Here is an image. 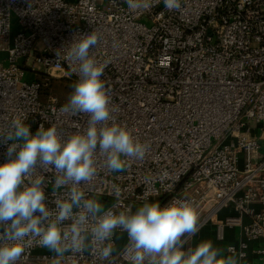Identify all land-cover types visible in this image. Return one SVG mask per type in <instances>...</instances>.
I'll return each instance as SVG.
<instances>
[{"label":"built area","instance_id":"built-area-1","mask_svg":"<svg viewBox=\"0 0 264 264\" xmlns=\"http://www.w3.org/2000/svg\"><path fill=\"white\" fill-rule=\"evenodd\" d=\"M0 0V128L16 115L35 131L55 125L62 137L83 130L87 116L61 112L57 96H41L43 73L77 81L76 65L64 48L74 37L96 31L91 53L106 64L101 79L109 90L113 116L150 144L142 160L122 172L107 169L97 155V175L83 185L106 206L120 201L133 209L145 201L165 205L194 201L199 228L224 208L235 215L216 226L241 225L258 241L264 264V0ZM60 54L57 56V52ZM261 126L260 132L253 134ZM6 147L0 145V163ZM45 177L48 206L54 171ZM107 260L91 249L65 253L61 264H128L127 234ZM243 264L246 242L230 245ZM55 253L33 245L17 264H52Z\"/></svg>","mask_w":264,"mask_h":264},{"label":"clouds","instance_id":"clouds-1","mask_svg":"<svg viewBox=\"0 0 264 264\" xmlns=\"http://www.w3.org/2000/svg\"><path fill=\"white\" fill-rule=\"evenodd\" d=\"M163 2L170 10L180 7V0ZM98 42L99 34L91 31L63 49L77 66L78 79L61 112L86 115V128L65 138L54 124L33 131L20 115L0 128V145L6 147L5 162L0 163V264H17L34 244L55 253L52 264H61L65 253L89 249L107 260L115 251L117 230L127 234L128 264H240L242 254L214 246L211 240L185 249L200 230L194 201L173 199L163 206L158 200L145 201L133 210L121 203L116 186L112 206L102 203L98 194H86L83 185L97 175L98 154L109 171L122 172L129 160H142L150 150L149 143L113 116L109 90L101 79L106 64L91 53ZM38 170L54 171V192L68 189L54 207L48 206L45 177Z\"/></svg>","mask_w":264,"mask_h":264},{"label":"crops","instance_id":"crops-1","mask_svg":"<svg viewBox=\"0 0 264 264\" xmlns=\"http://www.w3.org/2000/svg\"><path fill=\"white\" fill-rule=\"evenodd\" d=\"M260 128L261 126H257L253 134L255 135L260 132ZM135 208L133 210H135ZM234 215L235 213L232 208L228 207L222 209L219 213H217L216 217H213L211 221L205 223L202 227H200L199 232L195 236L188 239L187 243L185 244V249L194 248L202 240H211L214 246L220 247L225 250H227V247L230 245L237 246L240 242L244 241L247 243V248L245 250L246 259L252 262V264H257L258 256L254 253V250L259 244V242L248 241L242 229L243 226L248 223V217H241V225L224 226L221 233L222 237H217L216 226L221 223L225 218L232 217ZM122 240L123 236L118 234L117 247L121 246V244L123 243ZM240 264L243 263L240 262Z\"/></svg>","mask_w":264,"mask_h":264},{"label":"rangeland","instance_id":"rangeland-1","mask_svg":"<svg viewBox=\"0 0 264 264\" xmlns=\"http://www.w3.org/2000/svg\"><path fill=\"white\" fill-rule=\"evenodd\" d=\"M1 58V55H0ZM30 77H34L35 79H40L43 80L44 83H46L43 86V97L46 98L47 95H55L57 96L58 100L60 103L65 104L67 102V99L72 92V85L73 82L71 81L70 78L67 77H62V78H53V77H48L49 84L46 82V76L44 75L43 77L41 74H35L31 75Z\"/></svg>","mask_w":264,"mask_h":264},{"label":"trees","instance_id":"trees-1","mask_svg":"<svg viewBox=\"0 0 264 264\" xmlns=\"http://www.w3.org/2000/svg\"><path fill=\"white\" fill-rule=\"evenodd\" d=\"M67 1H70V2H71V1H74V0H67ZM38 74H39V75L41 74L42 77L44 76L43 73H38ZM49 80H51V79H48V80H47V82H48L47 84H49ZM40 93H41V96L43 97V94H42V93H43V87L41 88Z\"/></svg>","mask_w":264,"mask_h":264}]
</instances>
